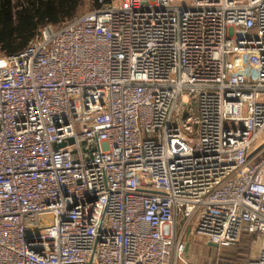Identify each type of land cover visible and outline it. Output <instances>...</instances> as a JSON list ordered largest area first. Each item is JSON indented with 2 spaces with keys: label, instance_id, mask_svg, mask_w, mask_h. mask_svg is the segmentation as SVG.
<instances>
[{
  "label": "built area",
  "instance_id": "built-area-1",
  "mask_svg": "<svg viewBox=\"0 0 264 264\" xmlns=\"http://www.w3.org/2000/svg\"><path fill=\"white\" fill-rule=\"evenodd\" d=\"M178 1L0 55V264H189L188 231L264 264V0Z\"/></svg>",
  "mask_w": 264,
  "mask_h": 264
},
{
  "label": "trees",
  "instance_id": "trees-1",
  "mask_svg": "<svg viewBox=\"0 0 264 264\" xmlns=\"http://www.w3.org/2000/svg\"><path fill=\"white\" fill-rule=\"evenodd\" d=\"M115 0H0V55L23 50L44 25L61 26Z\"/></svg>",
  "mask_w": 264,
  "mask_h": 264
},
{
  "label": "rangeland",
  "instance_id": "rangeland-1",
  "mask_svg": "<svg viewBox=\"0 0 264 264\" xmlns=\"http://www.w3.org/2000/svg\"><path fill=\"white\" fill-rule=\"evenodd\" d=\"M178 2H187V0ZM89 11L86 7L79 15ZM183 240L184 256L189 264H247L257 251V244L249 237H243L237 244L225 248L211 245L207 243L205 237L190 231L184 233Z\"/></svg>",
  "mask_w": 264,
  "mask_h": 264
},
{
  "label": "crops",
  "instance_id": "crops-1",
  "mask_svg": "<svg viewBox=\"0 0 264 264\" xmlns=\"http://www.w3.org/2000/svg\"><path fill=\"white\" fill-rule=\"evenodd\" d=\"M243 237H246V236H243ZM243 237H242V238H243Z\"/></svg>",
  "mask_w": 264,
  "mask_h": 264
}]
</instances>
